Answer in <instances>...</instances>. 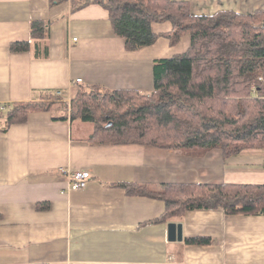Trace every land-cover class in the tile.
I'll return each mask as SVG.
<instances>
[{
  "label": "crops",
  "instance_id": "obj_1",
  "mask_svg": "<svg viewBox=\"0 0 264 264\" xmlns=\"http://www.w3.org/2000/svg\"><path fill=\"white\" fill-rule=\"evenodd\" d=\"M84 1L0 0V104L41 101L50 92L70 103L94 87L149 96L155 62L191 46L189 35L172 46L165 22L152 24L153 45L127 51L108 10ZM173 1L188 2L197 16L264 12V0ZM36 20L52 23L45 40L32 41ZM21 42L32 47L11 50ZM62 114L34 112L0 131V264H264V212L201 209L160 223L164 201L120 186L264 185V150L226 159L221 149L96 145L87 139L93 127L55 119ZM80 170L90 173L87 187L69 191L68 173ZM173 223L182 226V240H169ZM198 237L210 244L186 242Z\"/></svg>",
  "mask_w": 264,
  "mask_h": 264
},
{
  "label": "trees",
  "instance_id": "obj_2",
  "mask_svg": "<svg viewBox=\"0 0 264 264\" xmlns=\"http://www.w3.org/2000/svg\"><path fill=\"white\" fill-rule=\"evenodd\" d=\"M109 12L115 35L125 49L140 51L158 36L153 23L170 22L165 37L176 46L191 37L187 52L154 64L151 95L136 90L80 89L64 102L58 92L41 101L15 103L0 111V131L25 123L31 113L62 110L57 120L92 125L87 138L96 145L139 144L175 151L205 153L221 149L230 158L251 150H264V12L241 15L219 12L197 16L190 4L173 0H85ZM52 23L32 21V41L48 37ZM31 42L14 43L11 50L29 51ZM255 88L256 93H253ZM111 123V125H109ZM129 195L165 202L158 222L179 221L185 212L223 208L228 214L264 212V185L164 186L151 191L136 184L120 185ZM44 208V207H43ZM207 245L208 238L186 240Z\"/></svg>",
  "mask_w": 264,
  "mask_h": 264
},
{
  "label": "built area",
  "instance_id": "obj_3",
  "mask_svg": "<svg viewBox=\"0 0 264 264\" xmlns=\"http://www.w3.org/2000/svg\"><path fill=\"white\" fill-rule=\"evenodd\" d=\"M259 81H263V79L259 78ZM81 82L82 80H77L78 84H80ZM10 108L11 106L7 104H2V103L0 104L1 112H6ZM68 178H69V184H68L69 191H80L87 187L88 180L90 178V173L85 170L69 172Z\"/></svg>",
  "mask_w": 264,
  "mask_h": 264
},
{
  "label": "water",
  "instance_id": "obj_4",
  "mask_svg": "<svg viewBox=\"0 0 264 264\" xmlns=\"http://www.w3.org/2000/svg\"><path fill=\"white\" fill-rule=\"evenodd\" d=\"M109 125H111V123ZM168 236L170 241L182 240V226L175 223L170 224Z\"/></svg>",
  "mask_w": 264,
  "mask_h": 264
},
{
  "label": "rangeland",
  "instance_id": "obj_5",
  "mask_svg": "<svg viewBox=\"0 0 264 264\" xmlns=\"http://www.w3.org/2000/svg\"><path fill=\"white\" fill-rule=\"evenodd\" d=\"M259 77L263 79V81H259V82H264V72L261 75H259ZM253 89H254L253 93L255 94L256 93L255 88H253ZM89 127H92V126L90 125ZM75 131L78 134V127L77 126H75Z\"/></svg>",
  "mask_w": 264,
  "mask_h": 264
}]
</instances>
